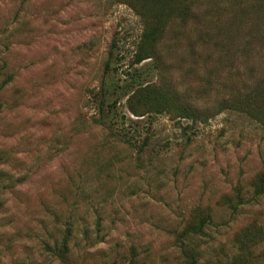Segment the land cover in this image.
<instances>
[{
    "label": "rangeland",
    "instance_id": "374dc122",
    "mask_svg": "<svg viewBox=\"0 0 264 264\" xmlns=\"http://www.w3.org/2000/svg\"><path fill=\"white\" fill-rule=\"evenodd\" d=\"M259 2L170 19L139 79L199 110L187 119L127 110L142 22L124 0H0V264H180L181 243L220 264L264 225V122L224 107L264 75ZM200 211L204 234L182 235Z\"/></svg>",
    "mask_w": 264,
    "mask_h": 264
},
{
    "label": "trees",
    "instance_id": "16d2710c",
    "mask_svg": "<svg viewBox=\"0 0 264 264\" xmlns=\"http://www.w3.org/2000/svg\"><path fill=\"white\" fill-rule=\"evenodd\" d=\"M202 0H124L142 22V31L130 59L133 68L126 79L122 94L125 97L127 110L135 116H144L150 113L175 112L178 116L187 119L200 117L199 110L179 100L175 93L164 83L142 81L143 70L158 69L155 61L159 55V49L164 41V35L171 30L170 19L179 20L185 24L188 16L195 18L198 5ZM237 1V0H233ZM258 10L264 6V0H258ZM149 60V62H146ZM152 60V61H151ZM146 62V63H145ZM110 64V62H108ZM136 68V65H139ZM121 88V86H119ZM105 95L114 94L115 91L108 86L103 89ZM235 110L258 118L264 122V75L260 78L256 87L246 92L244 96L238 97L225 104ZM254 193L264 195V171L257 173L251 180ZM228 199V198H227ZM201 214L189 217L184 225L182 235L204 234V227L210 220V214L200 211ZM264 241V225L256 221L245 226L234 237L236 252L220 264H251L257 255L253 249ZM66 246L62 247L64 250ZM181 254L185 258L180 264H195L198 251L194 246H185L181 243ZM76 264V263H75Z\"/></svg>",
    "mask_w": 264,
    "mask_h": 264
}]
</instances>
